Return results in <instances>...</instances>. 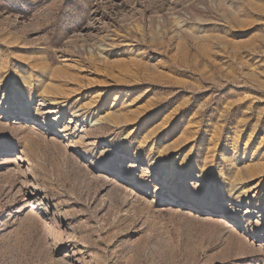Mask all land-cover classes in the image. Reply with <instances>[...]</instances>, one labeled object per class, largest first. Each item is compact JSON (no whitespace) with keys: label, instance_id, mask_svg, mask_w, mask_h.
Wrapping results in <instances>:
<instances>
[{"label":"rangeland","instance_id":"1","mask_svg":"<svg viewBox=\"0 0 264 264\" xmlns=\"http://www.w3.org/2000/svg\"><path fill=\"white\" fill-rule=\"evenodd\" d=\"M0 264H264V0H0Z\"/></svg>","mask_w":264,"mask_h":264},{"label":"bare ground","instance_id":"2","mask_svg":"<svg viewBox=\"0 0 264 264\" xmlns=\"http://www.w3.org/2000/svg\"><path fill=\"white\" fill-rule=\"evenodd\" d=\"M47 97V96H46ZM48 98V97H47ZM52 98V97H51ZM57 99V98H56ZM56 99L54 98V99H49L48 98V101L50 102L49 104L50 105H53L54 107L52 108V109H49L48 111H47V113H49V114H54V113H61L62 111H63V109L65 108V103L66 102H62V103H60V102H58L59 101V99H57L58 101H56ZM44 100H46V99H44ZM45 105V104H44ZM42 106V105H41ZM4 112H5V114H11V116H13L14 114L16 115V114H18V116H20V118H25V117H28L29 116V114H28V110H25V111H22V112H20V113H17V110L16 109H5L4 110ZM77 113V112H76ZM76 113H75V115H76ZM74 115V114H73ZM79 115V114H78ZM48 117V116H47ZM74 117H76V116H74ZM71 123V122H70ZM79 124V123H78ZM44 126H46V124L45 123H43V122H37L36 123V126H34V128H36V129H41L42 127H44ZM69 127V126H68ZM66 125L64 126V128H63V130H61L62 132H65V134L66 135H70L71 134V128L69 129ZM74 129H77L76 128V126H74V128L72 129V130H74ZM74 132H72V134H73ZM131 133V132H130ZM129 136V135H128ZM81 141L80 139H77L76 140V142H79V141ZM79 144H80V142H79ZM6 158H9L8 156L6 157ZM7 161H9V159H6ZM27 161V160H26ZM135 165V164H134ZM29 172H32L33 171V169L31 168V166L29 167V170H28ZM128 181V178L127 177H123V182H127ZM136 187L134 188V189H138V188H140L141 186H139V185H135ZM251 188H249V189H247V190H245V191H243V192H241L244 196H246V194H247V192L250 190ZM252 190V189H251ZM243 196V197H244ZM43 198H47V199H49V200H53L52 198L53 197H51V195H49L48 193H46L45 192V195H44V197ZM173 199V197L171 196L170 197V200H172ZM166 200H168V199H166ZM176 200V199H175ZM240 205H241V202H240ZM193 210H195V211H193ZM191 212H194L195 214H202L203 212H202V210L201 209H198V208H196V207H194V206H192V209H191ZM207 216H210L211 218L212 217H214V215L212 214H208ZM216 217V216H215ZM219 219V218H218ZM221 221V223L222 224H224V225H229L230 227L229 228H231V229H237L238 228V223H236V222H230L228 219H226V218H223V219H221L220 220Z\"/></svg>","mask_w":264,"mask_h":264}]
</instances>
